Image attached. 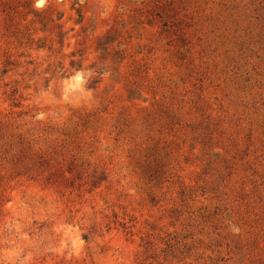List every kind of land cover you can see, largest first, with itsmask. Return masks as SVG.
Instances as JSON below:
<instances>
[{"label": "rangeland", "instance_id": "rangeland-1", "mask_svg": "<svg viewBox=\"0 0 264 264\" xmlns=\"http://www.w3.org/2000/svg\"><path fill=\"white\" fill-rule=\"evenodd\" d=\"M0 264H264V0H0Z\"/></svg>", "mask_w": 264, "mask_h": 264}, {"label": "trees", "instance_id": "trees-1", "mask_svg": "<svg viewBox=\"0 0 264 264\" xmlns=\"http://www.w3.org/2000/svg\"><path fill=\"white\" fill-rule=\"evenodd\" d=\"M36 12H39V13H41V11H38L37 9H36ZM39 13H36V15H40Z\"/></svg>", "mask_w": 264, "mask_h": 264}]
</instances>
